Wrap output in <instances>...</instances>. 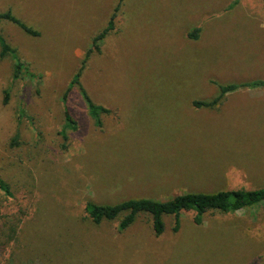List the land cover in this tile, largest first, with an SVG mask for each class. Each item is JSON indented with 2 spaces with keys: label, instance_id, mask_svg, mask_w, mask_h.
Wrapping results in <instances>:
<instances>
[{
  "label": "rangeland",
  "instance_id": "obj_1",
  "mask_svg": "<svg viewBox=\"0 0 264 264\" xmlns=\"http://www.w3.org/2000/svg\"><path fill=\"white\" fill-rule=\"evenodd\" d=\"M7 10L38 35L0 22L26 63L15 77L0 47V176L17 197L0 203V264H264V201L200 224L183 211L177 231L166 215L159 236L147 213L119 231L123 215L97 224L85 210L264 187V88L193 105L220 84L264 80V0H0ZM81 68L111 111L101 128L71 87ZM66 104L78 122L67 139Z\"/></svg>",
  "mask_w": 264,
  "mask_h": 264
},
{
  "label": "trees",
  "instance_id": "obj_2",
  "mask_svg": "<svg viewBox=\"0 0 264 264\" xmlns=\"http://www.w3.org/2000/svg\"><path fill=\"white\" fill-rule=\"evenodd\" d=\"M118 9V8H117ZM116 9V10H117ZM116 12L112 15L108 22V25L103 31H101L93 40V45L98 47L97 43L102 40L111 30L115 28V18ZM2 20H9L13 23L19 25L22 29L32 35H38V32L24 23L20 18H18L12 10H7L6 12H0V22ZM200 34V28L197 27L189 33L191 39H198ZM0 47L1 54H11L15 60V77H21L24 72L25 62L18 56L16 49H14L0 33ZM92 49H90L85 59L90 56ZM82 73V68L76 73L75 77L71 82V87L77 85L80 88L83 99L87 104L88 113L94 120V124L101 128L103 127V114H109L110 109L106 108L101 104H97L92 100L87 90L80 82V76ZM264 88L263 79H255L251 81L241 82V83H229L219 85V94L212 100H194L193 105L196 108L202 107H217L224 100L225 96L229 93L238 91L240 89H257ZM70 90V89H69ZM67 103V98H65ZM65 126L62 130L64 137L68 138V130H76L78 127V122L70 112L67 104L65 107ZM0 192L6 197V199H13L17 202L16 193L12 189L11 185L0 176ZM264 201V187L257 189H229L220 190L217 192L207 193V192H188L184 194L176 195L173 198L167 200H154L151 198H130L120 201L115 204H101L93 201H88L85 205V210L89 218L94 223H101L104 220H114L123 215L119 222V231H124L127 229L141 213H147L152 218L153 231L156 236L163 233L165 228L164 216L174 215L175 216V231L180 227V215L183 211L195 210L197 213L194 217V222L196 224L202 223L203 216L210 210H216L221 212H232L238 211L249 206L258 204ZM1 208V204H0ZM24 212V209L21 208ZM17 219V218H16ZM19 221L22 219L21 216L18 217ZM12 226V225H11ZM10 226V227H11ZM12 233L16 232V226L11 227Z\"/></svg>",
  "mask_w": 264,
  "mask_h": 264
},
{
  "label": "crops",
  "instance_id": "obj_3",
  "mask_svg": "<svg viewBox=\"0 0 264 264\" xmlns=\"http://www.w3.org/2000/svg\"><path fill=\"white\" fill-rule=\"evenodd\" d=\"M258 89H262V88H258ZM250 90H252V89H250ZM254 90V89H253Z\"/></svg>",
  "mask_w": 264,
  "mask_h": 264
}]
</instances>
